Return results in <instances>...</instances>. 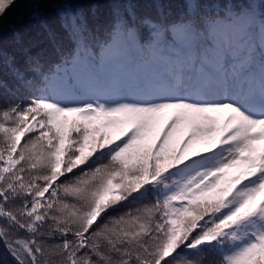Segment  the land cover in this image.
I'll return each mask as SVG.
<instances>
[{
  "label": "snow or ice",
  "instance_id": "6c2138e0",
  "mask_svg": "<svg viewBox=\"0 0 264 264\" xmlns=\"http://www.w3.org/2000/svg\"><path fill=\"white\" fill-rule=\"evenodd\" d=\"M0 73L13 264H264V0H0Z\"/></svg>",
  "mask_w": 264,
  "mask_h": 264
},
{
  "label": "trees",
  "instance_id": "16d2710c",
  "mask_svg": "<svg viewBox=\"0 0 264 264\" xmlns=\"http://www.w3.org/2000/svg\"><path fill=\"white\" fill-rule=\"evenodd\" d=\"M77 6H79V4H77ZM89 5H85V7H88ZM45 12V18L48 22V24L55 30L60 31L59 29V20L58 17L56 15V9H55V5L54 3H50L47 4L45 6L44 9ZM28 25V22H25V25H21L18 24L15 20L14 17L10 16L6 25H5V41H6V46H7V41L9 40V38L11 37L12 31L14 28H20V27H25ZM38 28V25L36 26ZM33 31H35V29H31ZM240 44V43H239ZM11 50V49H9ZM38 50V49H34ZM0 75H3L2 73H0ZM5 79L7 78L6 76L4 77ZM0 262H2V264H13V260L10 256H8L4 250H3V246L0 245Z\"/></svg>",
  "mask_w": 264,
  "mask_h": 264
},
{
  "label": "rangeland",
  "instance_id": "374dc122",
  "mask_svg": "<svg viewBox=\"0 0 264 264\" xmlns=\"http://www.w3.org/2000/svg\"><path fill=\"white\" fill-rule=\"evenodd\" d=\"M228 47L231 48L230 46H228ZM231 49H232V48H231ZM233 55H235L234 50H232V51H231V54H230V55H227V56L231 57V56H233ZM121 70H122V69H121ZM121 70H120V71H121Z\"/></svg>",
  "mask_w": 264,
  "mask_h": 264
}]
</instances>
